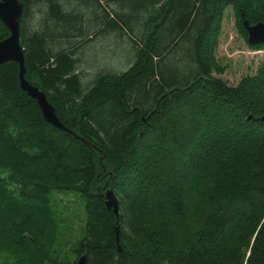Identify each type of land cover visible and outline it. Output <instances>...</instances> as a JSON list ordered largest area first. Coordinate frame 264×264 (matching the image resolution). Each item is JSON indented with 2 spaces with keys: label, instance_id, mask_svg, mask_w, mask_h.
I'll return each mask as SVG.
<instances>
[{
  "label": "trees",
  "instance_id": "1",
  "mask_svg": "<svg viewBox=\"0 0 264 264\" xmlns=\"http://www.w3.org/2000/svg\"><path fill=\"white\" fill-rule=\"evenodd\" d=\"M19 1L25 79L68 131L19 88L16 63L0 65V264H45L55 191L84 202L85 264H264V53L235 86L212 75L225 9L247 41L242 21L261 22L264 0ZM82 6L102 8L133 51L124 72L86 86L69 46Z\"/></svg>",
  "mask_w": 264,
  "mask_h": 264
},
{
  "label": "rangeland",
  "instance_id": "2",
  "mask_svg": "<svg viewBox=\"0 0 264 264\" xmlns=\"http://www.w3.org/2000/svg\"><path fill=\"white\" fill-rule=\"evenodd\" d=\"M127 2L129 0H124V3ZM72 3L71 6H74V2ZM106 3L102 1L100 4L112 16V9L118 10V7L111 1ZM84 7L80 8L83 17L79 24L83 38H72L69 46L74 43L77 46L74 55L77 59L76 71L81 82L86 86L99 72L107 70L124 72L132 62L133 51L131 39L127 34L121 35L118 31L108 29L102 20L95 17V13L101 15L102 8H98L93 13V7ZM128 13L127 8L122 10L121 18L127 21ZM34 14L35 10L24 22L25 31L35 27L34 22L37 19ZM263 53L264 51L249 48L236 26L232 9L226 8L221 17L217 46L212 54L214 68H217L220 74L213 71L212 75L220 77L230 86H235L241 78L256 73L262 64ZM50 207L56 220L47 237L41 241L47 257L45 264H76L80 257L76 254L78 244L84 236V202L78 193L55 191L50 194Z\"/></svg>",
  "mask_w": 264,
  "mask_h": 264
},
{
  "label": "water",
  "instance_id": "3",
  "mask_svg": "<svg viewBox=\"0 0 264 264\" xmlns=\"http://www.w3.org/2000/svg\"><path fill=\"white\" fill-rule=\"evenodd\" d=\"M23 13V5L19 0H0V22L8 30L9 35L0 41V65L7 62H14L18 67L19 88L32 100L40 109L42 118L53 127L68 131L58 120L54 109L48 103L44 92L31 85L25 79V65L23 49L20 45V19ZM243 18V16H241ZM242 27L247 34V43L251 46L264 45V19L254 25L247 20L242 21ZM264 119V118H261ZM105 205L118 216V200L111 189L107 188L103 194ZM118 234V228H116ZM86 255H81L76 264H85Z\"/></svg>",
  "mask_w": 264,
  "mask_h": 264
}]
</instances>
